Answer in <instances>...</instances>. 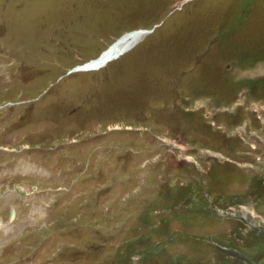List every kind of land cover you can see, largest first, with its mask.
<instances>
[{
  "label": "rangeland",
  "instance_id": "374dc122",
  "mask_svg": "<svg viewBox=\"0 0 264 264\" xmlns=\"http://www.w3.org/2000/svg\"><path fill=\"white\" fill-rule=\"evenodd\" d=\"M0 217V264H264V0H0Z\"/></svg>",
  "mask_w": 264,
  "mask_h": 264
},
{
  "label": "bare ground",
  "instance_id": "6f19581e",
  "mask_svg": "<svg viewBox=\"0 0 264 264\" xmlns=\"http://www.w3.org/2000/svg\"><path fill=\"white\" fill-rule=\"evenodd\" d=\"M144 34L142 30L131 31L126 33L122 37L118 38L114 43H112L108 48L103 50L99 56L91 59L89 62L84 64L82 67L77 70H87V69H96L103 67V65L109 61L113 60V58L119 57V55H123L124 52H127L132 48L133 45L141 38ZM14 212V211H13Z\"/></svg>",
  "mask_w": 264,
  "mask_h": 264
},
{
  "label": "water",
  "instance_id": "95a60500",
  "mask_svg": "<svg viewBox=\"0 0 264 264\" xmlns=\"http://www.w3.org/2000/svg\"><path fill=\"white\" fill-rule=\"evenodd\" d=\"M80 67H82V65L75 66L74 68H80ZM11 212H12V211H11Z\"/></svg>",
  "mask_w": 264,
  "mask_h": 264
}]
</instances>
